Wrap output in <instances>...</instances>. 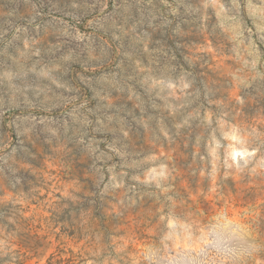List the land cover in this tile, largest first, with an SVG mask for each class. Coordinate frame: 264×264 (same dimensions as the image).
Returning <instances> with one entry per match:
<instances>
[{"label": "rangeland", "instance_id": "1", "mask_svg": "<svg viewBox=\"0 0 264 264\" xmlns=\"http://www.w3.org/2000/svg\"><path fill=\"white\" fill-rule=\"evenodd\" d=\"M264 264V0H0V264Z\"/></svg>", "mask_w": 264, "mask_h": 264}, {"label": "trees", "instance_id": "2", "mask_svg": "<svg viewBox=\"0 0 264 264\" xmlns=\"http://www.w3.org/2000/svg\"><path fill=\"white\" fill-rule=\"evenodd\" d=\"M50 264V263H49Z\"/></svg>", "mask_w": 264, "mask_h": 264}]
</instances>
